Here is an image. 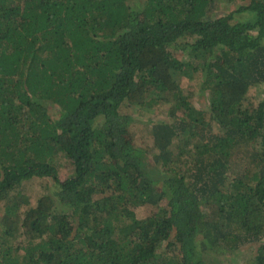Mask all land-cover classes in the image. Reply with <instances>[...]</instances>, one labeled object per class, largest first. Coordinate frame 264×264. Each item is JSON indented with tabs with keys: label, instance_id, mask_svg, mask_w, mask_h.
I'll use <instances>...</instances> for the list:
<instances>
[{
	"label": "trees",
	"instance_id": "1",
	"mask_svg": "<svg viewBox=\"0 0 264 264\" xmlns=\"http://www.w3.org/2000/svg\"><path fill=\"white\" fill-rule=\"evenodd\" d=\"M261 82L264 0H0V264H264Z\"/></svg>",
	"mask_w": 264,
	"mask_h": 264
},
{
	"label": "rangeland",
	"instance_id": "2",
	"mask_svg": "<svg viewBox=\"0 0 264 264\" xmlns=\"http://www.w3.org/2000/svg\"><path fill=\"white\" fill-rule=\"evenodd\" d=\"M240 1L235 3L234 5H229L230 7H235L238 5ZM194 36H181L179 40L171 44L170 48L176 52L177 55L180 56H185L186 52L184 51V45L187 43V41L193 40ZM201 74L198 73L196 75V78H199ZM182 83L185 87V89L188 91L191 88H196L194 83L189 81L188 77H183ZM198 88V86H197ZM250 95H261L264 93V82L258 83L254 85L250 89ZM196 102L199 103V105L203 109H208L209 108V102L206 99V96L203 92H198L196 94L195 98ZM127 112L129 114L133 115V120L129 125L130 131L132 135L136 137V142L141 145L144 148H149L152 147L154 144V135L148 129V125H151L152 122L150 121H157V120H162V119H167L168 118V112H167V107L165 105H161L159 108L156 110H149L146 112L139 113L137 109H134L132 106L127 107ZM26 185V190L31 196V203L35 204L37 202V199L46 193L52 192L54 190V186L46 179L43 177H33L25 181ZM153 211V207L151 205H146L144 207H141L138 209L139 215H144L148 214ZM3 212V205L1 204L0 206V214ZM264 241V239H263ZM260 245L259 242L249 244L247 247L238 250V251H233L232 257H226L223 256V264H258L257 260V254H258V246Z\"/></svg>",
	"mask_w": 264,
	"mask_h": 264
}]
</instances>
